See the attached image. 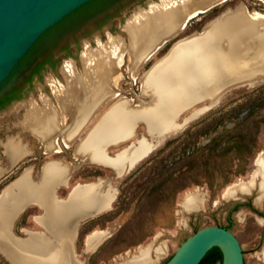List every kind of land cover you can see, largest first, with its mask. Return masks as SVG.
<instances>
[{"label": "rangeland", "instance_id": "obj_1", "mask_svg": "<svg viewBox=\"0 0 264 264\" xmlns=\"http://www.w3.org/2000/svg\"><path fill=\"white\" fill-rule=\"evenodd\" d=\"M162 2L117 1L107 10L55 37L45 50L40 51L34 66L28 64L17 67L0 85V97H9L7 107L0 110V167L5 170L0 175V195L25 171H31L33 179L38 181L47 163L61 160L73 165L75 170L69 185L57 188L59 199H67L77 185L99 181H105L117 190L111 210L81 223L72 248L76 262L123 264L150 244L159 247L166 243L168 252L158 258L154 255V264H166L187 238L200 229L215 226L229 228L237 237L245 264H264V200L261 205L256 203L258 190L237 200L223 198L228 187L252 177L257 169L258 158L264 156V80H256V76L247 78V75L234 80L225 78L226 81L230 80L228 85L223 86L216 99L209 103L208 110L164 141H161V136L152 139L146 125L138 123L133 138L124 144L107 148L109 156L115 157L119 151L131 144L139 145L138 142L143 139L161 144L122 177H118L110 167L87 160L83 162L82 158L76 157L79 145L92 134L104 115L120 99L133 101V106L140 105L144 78L176 44L203 33L222 14L240 5H244L248 12L264 14V2L226 0L192 17L185 30L165 42L135 77L128 70L129 56L125 52L121 77L113 87L118 95L97 111L96 116L70 145L62 139L58 141L61 147L58 152H49L24 125L33 107L43 105L41 102L44 98L49 99L55 109L60 111L55 91L67 85L63 69L68 63L74 62L78 73L82 74L85 69L83 55L88 51H97L101 45L116 39L128 45L125 27L129 21L142 10H149L151 6ZM255 36L259 39L264 36L263 25L258 24ZM244 58L248 59L249 56ZM204 72L210 74L208 68ZM251 79H254V83L249 81ZM206 105V102L198 103L184 110L180 121ZM14 137L32 150L31 156L16 165L10 163L6 150L7 141ZM210 142H213V150L204 152L203 149ZM191 193H199L204 201L201 211L189 214L182 203ZM44 214L43 209L31 205L13 222L11 232L20 239H26L28 232H45L37 221ZM183 218H188V227L180 224ZM96 230L108 231L110 236L90 253L86 251V238ZM0 264L11 263L0 253Z\"/></svg>", "mask_w": 264, "mask_h": 264}, {"label": "bare ground", "instance_id": "obj_2", "mask_svg": "<svg viewBox=\"0 0 264 264\" xmlns=\"http://www.w3.org/2000/svg\"><path fill=\"white\" fill-rule=\"evenodd\" d=\"M225 1L163 0L149 10H142L125 27L128 45L116 39L101 45L97 51H88L83 55L85 69L82 74L78 73L74 62L68 63L63 69L67 85L55 91L60 111L44 98L43 105L33 107L24 125L49 152H58L59 138L70 145L97 111L118 95L113 87L121 77L126 53L129 56L128 70L135 77L165 42L185 30L192 17ZM222 15L203 33L176 44L144 78L140 105L133 106V101L120 99L79 145L76 157L82 158L83 162L87 160L110 167L122 177L161 144L143 139L139 145L131 144L115 157L109 156L108 145L117 146L133 138L138 123L146 125L152 139L161 136L164 141L208 110L209 103L216 99L223 86L228 85L230 80L225 78L234 80L247 75V78L256 76V80H264V36L260 39L255 36L258 24L264 26V14L248 12L244 5H240ZM243 56L249 58L243 59ZM206 68L210 74L204 72ZM204 102L205 107L180 121L184 110ZM6 150L12 165L32 155L31 148L15 137L7 141ZM256 166L248 181L228 187L223 198L237 200L258 190L255 201L261 205L264 200L263 155L258 158ZM74 170L73 165L64 161H52L43 167L38 181L28 170L3 190L0 195V253L11 264H82L76 262L72 250L78 229L84 221L96 219L111 210L117 190L109 183L99 181L77 185L67 199H59L57 188L68 185ZM4 171L0 167V175ZM203 201L199 193H191L184 199L182 207L192 214L201 211ZM31 205L45 211L44 216L37 218L45 232H28L26 239H20L11 232V226ZM180 224L188 227V218H183ZM109 236L108 231L91 233L86 238V251L94 252ZM167 252L166 243L159 247L150 244L123 264H154L155 257Z\"/></svg>", "mask_w": 264, "mask_h": 264}, {"label": "water", "instance_id": "obj_3", "mask_svg": "<svg viewBox=\"0 0 264 264\" xmlns=\"http://www.w3.org/2000/svg\"><path fill=\"white\" fill-rule=\"evenodd\" d=\"M92 1L0 0V85L48 30ZM215 247L222 253V264H245L237 237L229 229L215 226L187 238L166 264H200Z\"/></svg>", "mask_w": 264, "mask_h": 264}, {"label": "trees", "instance_id": "obj_4", "mask_svg": "<svg viewBox=\"0 0 264 264\" xmlns=\"http://www.w3.org/2000/svg\"><path fill=\"white\" fill-rule=\"evenodd\" d=\"M119 0H94L80 9L76 10L68 17L63 19L57 25L48 30L30 49L28 54L21 60L19 68L25 65L32 64L39 56L41 50H45L50 42L64 32L72 29L76 25L84 22L85 20L94 17L96 14L101 13L111 7ZM1 103V101H0ZM248 120V119H246ZM213 142H210L203 151H211ZM211 155H209L210 158ZM229 229V228H228ZM217 261L222 262V253L219 248L215 247L211 249L203 258L200 264H214Z\"/></svg>", "mask_w": 264, "mask_h": 264}, {"label": "flooded vegetation", "instance_id": "obj_5", "mask_svg": "<svg viewBox=\"0 0 264 264\" xmlns=\"http://www.w3.org/2000/svg\"><path fill=\"white\" fill-rule=\"evenodd\" d=\"M97 15V14H96ZM38 61V59H36L32 64H31V66H34L35 65V63ZM8 99H9V97H8V95H6V96H3V97H0V101H1V103H0V110H2V109H5L6 107H7V101H8ZM60 139L61 138H59V140L58 141H60ZM59 148L61 149V147L59 146ZM14 167V166H13ZM71 180V179H70ZM70 182V181H69ZM69 185V184H68ZM67 187V186H66ZM58 191V190H57Z\"/></svg>", "mask_w": 264, "mask_h": 264}, {"label": "crops", "instance_id": "obj_6", "mask_svg": "<svg viewBox=\"0 0 264 264\" xmlns=\"http://www.w3.org/2000/svg\"><path fill=\"white\" fill-rule=\"evenodd\" d=\"M128 141V140H127ZM126 142V141H125ZM125 142H122V143H120V144H118V145H121V144H124ZM66 144V143H65ZM113 144H109L108 145V147H110V146H112Z\"/></svg>", "mask_w": 264, "mask_h": 264}]
</instances>
